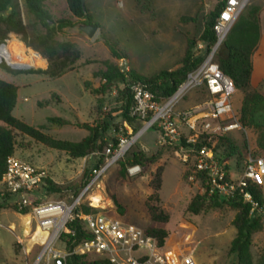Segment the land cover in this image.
Returning <instances> with one entry per match:
<instances>
[{
    "label": "rangeland",
    "instance_id": "rangeland-1",
    "mask_svg": "<svg viewBox=\"0 0 264 264\" xmlns=\"http://www.w3.org/2000/svg\"><path fill=\"white\" fill-rule=\"evenodd\" d=\"M222 2L224 0H153L154 17H151L150 14L141 11L138 0H87L85 8L93 22L100 26L97 36L90 39L78 32L75 27L64 29L56 36L60 41L75 44L81 51V59L74 65L73 71L60 78L50 79L39 74L13 75L1 66L5 65L13 70L21 69H15L5 61L0 64V80L18 87L15 117L39 128L52 138L80 142L89 134L83 128L84 124H96L105 114H112L117 117L115 125L118 126V130L112 128L109 131L107 138L110 145H115L113 140L119 143L120 139L134 135L132 127L120 118L121 104L118 95L120 85H115L113 89L100 96L92 94L85 85L90 83L94 88L101 86L102 81L98 73L106 70V61L121 68L124 66L123 60H117L111 55L102 35L117 43L127 55L124 59L127 62L124 71H137V59H141L138 71L145 76H152L164 69L173 71L181 66L187 49V37L198 40L205 27V18ZM17 5L24 24L32 26L40 34L46 33L41 22L29 12L21 0L17 1ZM45 6L54 21L72 20L79 24V20L69 11L65 0H45ZM9 10L11 11V8ZM256 10L259 11L257 12L261 25V39L254 55V70L258 75L256 79L258 84L252 82V85L264 95V0H252L243 13ZM140 13L148 16L141 18ZM185 16L194 17L196 21L181 22V18ZM130 17L135 18L136 23L130 21ZM140 19H143L144 23L143 33L147 34V37L151 33L148 39L143 34L139 35L137 23ZM152 28L155 29V33L151 32ZM13 38L21 41L28 50L27 53L33 55L34 59L40 57L31 52L19 35L13 33L5 43L0 44V47L8 45ZM199 43L193 49L195 56H200L204 52L199 48ZM42 63L45 66L46 62ZM47 67L28 70H45ZM199 93L207 97L204 90H199ZM242 99L243 95L239 91L232 97V104L237 113L241 108ZM182 102L178 104L177 110ZM49 118H62L69 124L56 127L48 122ZM1 125L3 123L0 121ZM229 135L227 138L242 153L241 157L235 155L230 159L231 169H234L236 164L238 167L243 165L249 154L253 155L258 134L254 129H246ZM17 141L19 145L16 156L45 169L50 181L49 188L60 190L57 193L47 190L48 200L72 202L95 181L84 195L85 203H93L92 197L97 196L100 203L94 208L98 213L112 215L123 222L144 229L151 225L147 209L148 198L153 194L151 184L157 172L161 170L162 187L158 194L161 206L170 215L167 226L169 236L165 247L172 253L171 261L177 263L183 255L191 254L197 264L233 263L229 249L237 233L233 225L235 212L226 205L204 211L197 216L187 212L189 203L198 195L196 188L185 180L186 168L178 161L171 148L160 143L157 132L153 129L146 131L121 159L127 161L139 150L147 159H154L153 164L141 167L142 172L135 177L128 174L122 176L117 163L100 174L96 170L99 158L93 155L84 159H72L65 152L47 148L25 136H18ZM112 197L119 201L124 215L114 205ZM17 200V197H11L6 202L0 199V264H35L42 251L45 235L37 232L34 220L31 223L27 222L28 217L16 209ZM262 223L263 230L253 236L251 255L255 264H258L264 255V222ZM91 258L96 259L92 256Z\"/></svg>",
    "mask_w": 264,
    "mask_h": 264
},
{
    "label": "trees",
    "instance_id": "trees-1",
    "mask_svg": "<svg viewBox=\"0 0 264 264\" xmlns=\"http://www.w3.org/2000/svg\"><path fill=\"white\" fill-rule=\"evenodd\" d=\"M17 1L19 0H0V44L5 43L11 33L19 35L22 41L30 48L32 53L38 54L36 57L41 62L48 61V67L45 70H13L5 65L1 68L6 72L17 75L21 73L39 74L50 79L60 78L73 71L74 65L81 59V51L77 46L70 42L60 41L57 35L64 29L74 28L72 20L54 21L51 14L45 6V0H21L26 8L32 13L46 29V33L40 34L30 25L23 23L18 12ZM69 11L79 20V23L96 24L87 10L82 5L81 0H65ZM153 0H138L140 9L145 14H152ZM225 3H220L216 9L205 18L204 31L198 40L187 37V49L182 60L181 66L176 70H163L152 76H144L135 70L122 71L119 65L105 62L106 70L98 73L102 84L99 88H94L90 83H86L92 94L100 96L113 89L115 85H120L118 95L120 97V118L127 122L134 130L138 131V123L135 118L130 116V109L134 103L133 94L130 85L141 83L155 95L159 102L169 99L184 83L188 75L197 70L208 52L216 43L214 25ZM11 8V11L9 10ZM258 10L241 13L232 29L230 30L223 45L216 53V62L221 71L230 77L236 91L243 95L242 105L238 112L239 121L245 129H254L257 134L256 150L254 157H264V95L252 85L254 73V55L261 39V25L258 17ZM194 17H182L181 22H195ZM98 25V24H96ZM99 26V25H98ZM100 27V26H99ZM102 39L111 55L117 60H124L127 55L118 47V44L102 35ZM203 43L204 52L200 56H195L193 49L197 43ZM44 58V59H41ZM18 103V87L14 84L0 80V181L6 172V161L11 155H14L18 149V136L28 137L43 146L67 153L72 159H84L91 155L99 158L96 170L100 171L105 165V150L109 145L108 133L112 128H117L115 121L117 117L112 114H105L102 119H98L96 124H84L89 134L80 142H70L58 140L43 133L39 128L28 125L23 120L15 117L14 111ZM48 122L56 127L68 125V121L62 118H49ZM115 145L117 140H113ZM217 150L224 148L225 158L230 160L235 155L242 156V153L236 145L223 136L211 141H205L204 144ZM226 148V149H225ZM153 158L147 159L139 150L132 154L127 161H119L117 164L121 169L122 176L128 174L127 168L133 165L145 167L147 164H153ZM162 171H158L151 186L153 194L148 198L147 209L151 218V225L146 229L149 236L155 238L161 248H165L166 240L169 236L167 226L170 222V215L161 206V199L158 192L162 187ZM187 180V172L184 173ZM50 182V181H49ZM49 192L57 193L59 189H47ZM255 200L264 205L263 187H253L251 189ZM115 206L124 215V210L116 197H112ZM228 206L235 212L233 225L237 231L235 238L231 242L229 255L233 258L232 264H255L251 255L253 236L263 230L261 218L250 214L251 206L244 203L241 197L232 199L220 198L217 195L212 197L196 195L189 203L187 212L192 215H199L204 211H211L222 206ZM79 210L84 213H98L97 209L82 205ZM21 212V211H19ZM26 215L27 212H21ZM73 230L75 237L71 239L69 250H73L83 239L90 236L84 230L80 219H76L68 225ZM67 236V235H66ZM66 264H112L106 259H92L89 255H70ZM258 264H264V255Z\"/></svg>",
    "mask_w": 264,
    "mask_h": 264
},
{
    "label": "built area",
    "instance_id": "built-area-1",
    "mask_svg": "<svg viewBox=\"0 0 264 264\" xmlns=\"http://www.w3.org/2000/svg\"><path fill=\"white\" fill-rule=\"evenodd\" d=\"M251 1L224 0L223 10L214 25L216 43L202 65L188 75L169 99L161 103L146 85H130L134 99L130 116L136 119L139 131L133 130L134 135L120 139L116 146L108 145L104 153L106 165L99 171L100 174L123 159L135 142L146 131L153 129L160 143L171 148L184 165L187 181L196 188L198 195H217L225 199L241 197L244 203L251 206L250 214L257 215L264 222V205H260L251 192L253 187H264V157L249 154L243 165L238 167L236 164L231 169L224 148L215 150V143L212 147L204 144L205 141L246 130L232 104L235 84L221 71L215 58L233 25ZM199 48L204 51L203 43H199ZM2 62L1 59L0 64ZM199 90L207 93L206 100L177 110L185 97ZM127 172L135 177L142 172V168L140 165L129 166ZM93 184L95 181L72 202L50 201L46 194L50 187L47 171L16 154L7 158L6 172L0 181V199L6 202L11 197H17L16 209L26 211L35 220L37 232L45 235L35 264H66L67 258L73 254L106 259L112 264H197L191 254L183 255L177 263H173L165 248H161L144 228L112 215L79 210L82 205L95 207L83 199ZM76 219L81 220L90 237L69 250V236L75 237L76 233L68 225Z\"/></svg>",
    "mask_w": 264,
    "mask_h": 264
},
{
    "label": "bare ground",
    "instance_id": "bare-ground-1",
    "mask_svg": "<svg viewBox=\"0 0 264 264\" xmlns=\"http://www.w3.org/2000/svg\"><path fill=\"white\" fill-rule=\"evenodd\" d=\"M27 49L24 44L16 38H13L9 41L8 45H3L0 48V58L6 61L12 67H29V68H38L45 67L44 64L34 59V56L27 53ZM102 200V199H101ZM93 205L98 206L100 199L92 197ZM91 201V202H92Z\"/></svg>",
    "mask_w": 264,
    "mask_h": 264
},
{
    "label": "crops",
    "instance_id": "crops-1",
    "mask_svg": "<svg viewBox=\"0 0 264 264\" xmlns=\"http://www.w3.org/2000/svg\"><path fill=\"white\" fill-rule=\"evenodd\" d=\"M141 14V13H140ZM141 18H143L144 16H148V15H144V14H141ZM129 20L130 21H133V22H135L136 23V21H135V18H129ZM143 28H144V23H143V19H140L139 20V23H137V29H138V31H139V35L140 34H143V36H145L147 39H148V37H150V34L151 33H149L148 34V37H147V34H144L143 33ZM154 28H152L151 29V32H153V33H155L154 32ZM204 30H202V32H203ZM202 33H200V35H201ZM142 36V35H141ZM186 48H187V45H186ZM147 58H151V57H147ZM45 61H46V64H45V66L47 67L48 66V61L45 59ZM148 61H153V60H148ZM157 61H160V62H164L165 60H157ZM137 72H139L138 70H139V68H140V64H141V59L140 60H138L137 59ZM150 63V62H149ZM179 68V67H178ZM165 70V69H164ZM161 71H163V70H161ZM160 72V71H159ZM140 73V72H139ZM158 73V72H157ZM141 74V73H140ZM143 75V74H142ZM145 76V75H144ZM256 79H258V75H256V72H255V70H254V73H253V77H252V82H253V84H254V82L256 83ZM256 84H258V83H256ZM199 91L198 92H193L190 96H188L187 98H186V100L184 101V102H182V104H181V106H180V108L179 109H186V108H189V107H191V106H194L197 102H200V101H204V100H206L207 99V97L206 96H204L202 93H199ZM18 104V103H17ZM26 217H28V219L29 220H27V222H29V223H31V221L32 220H34L29 214H26ZM35 221V220H34ZM27 222H26V224H27ZM37 226V225H36ZM28 228H30L29 226H28ZM165 251H166V253H167V255L169 256V258H173L172 257V253H170L167 249H166V247H165ZM176 252H174V254H175Z\"/></svg>",
    "mask_w": 264,
    "mask_h": 264
},
{
    "label": "water",
    "instance_id": "water-1",
    "mask_svg": "<svg viewBox=\"0 0 264 264\" xmlns=\"http://www.w3.org/2000/svg\"><path fill=\"white\" fill-rule=\"evenodd\" d=\"M86 1L87 0H81L82 5L84 7L86 5ZM75 29L78 32L86 35L88 38L94 39L97 36V34L99 33L100 27L98 25H96V24L79 23V24L76 25ZM123 64H124V66L122 68V71H124L126 69L127 62L125 60H123ZM13 68H15V69H21V70H28V69H30L29 67H13Z\"/></svg>",
    "mask_w": 264,
    "mask_h": 264
}]
</instances>
